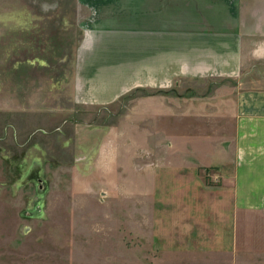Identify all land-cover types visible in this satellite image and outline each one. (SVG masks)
Returning a JSON list of instances; mask_svg holds the SVG:
<instances>
[{
  "label": "rangeland",
  "instance_id": "374dc122",
  "mask_svg": "<svg viewBox=\"0 0 264 264\" xmlns=\"http://www.w3.org/2000/svg\"><path fill=\"white\" fill-rule=\"evenodd\" d=\"M144 2L0 0V264H126L96 227L95 157L106 137L122 158L116 179L128 182V156L147 146L143 114L128 118L144 89L126 91L149 38ZM165 20L166 44L264 43V0H166ZM204 75L180 87L225 83ZM114 88V103L93 100ZM164 122L174 137L175 120Z\"/></svg>",
  "mask_w": 264,
  "mask_h": 264
},
{
  "label": "crops",
  "instance_id": "0c3cea01",
  "mask_svg": "<svg viewBox=\"0 0 264 264\" xmlns=\"http://www.w3.org/2000/svg\"><path fill=\"white\" fill-rule=\"evenodd\" d=\"M144 1L149 38L126 91L144 89L128 118L143 114L147 146L128 156L133 178L121 185L114 167L122 158L113 155L112 144L108 153L104 138L95 157L101 197L96 227L108 232L126 264L264 258V73H255L264 64V43L185 47L175 38L166 44V0ZM185 49L190 56L184 57ZM206 73L205 80L238 84L180 87ZM100 95L93 100L114 103L119 90ZM165 119L178 126L174 137H166ZM192 129L200 132L192 135ZM154 136L162 140L152 142Z\"/></svg>",
  "mask_w": 264,
  "mask_h": 264
}]
</instances>
